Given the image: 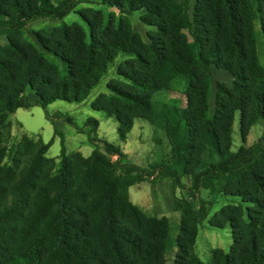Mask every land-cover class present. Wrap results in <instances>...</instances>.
Wrapping results in <instances>:
<instances>
[{"label":"trees","instance_id":"trees-1","mask_svg":"<svg viewBox=\"0 0 264 264\" xmlns=\"http://www.w3.org/2000/svg\"><path fill=\"white\" fill-rule=\"evenodd\" d=\"M105 1L119 9L126 5L146 8L144 20L159 30L157 36L151 35L153 42L146 45L125 26H103L87 19L89 39L77 23H64L47 35H38L41 50L23 36V28L38 17L63 18L76 0H64L55 7H46L38 0H0V36L7 38L6 43H0V264H168L166 224L144 216L131 201L129 187L146 178L158 181L164 177L177 186L181 184L177 169L165 163L144 168L123 161L127 154L107 140L106 153L94 148L88 157L67 153L63 138L58 158L47 156L53 138L35 141L25 135L11 144L10 115L16 109L34 105L46 108L56 99L82 101L119 51H132L137 56L117 70L132 84L109 82L113 95L99 94L92 108L116 117L122 140L133 127L134 117L152 110L150 92L179 74L189 82L199 79L200 69L206 76L213 63L238 80L232 89L220 85L213 113H209L206 91L187 107L165 112L163 125L174 163L191 174L195 195L202 187L213 189L216 179L236 178L244 172L252 176L256 188L264 186L255 169L264 166V132L256 142L235 152L225 153L223 146L230 138L235 111L240 114L242 133L255 117H264V65L255 54L247 65L242 63L247 49L239 37L235 1L210 0V27H200L195 51L181 31L189 25V0H180L177 16L166 3L153 0ZM220 37L223 42H219ZM160 38L163 41H158ZM44 50L64 64L63 71ZM235 60L239 67L233 66ZM244 71L257 86L251 101L244 97V84L239 81L247 78ZM190 84L194 86L192 81ZM55 116L73 122L62 112ZM85 125L91 127L88 135L95 141L99 120L89 117ZM205 144L221 157L198 169ZM108 154L117 156V161ZM176 201L182 205V233L173 264H202L192 247L211 201L199 197L198 207L186 198ZM259 230L258 237L249 235L244 240L238 256L221 255L214 264H264V213Z\"/></svg>","mask_w":264,"mask_h":264},{"label":"rangeland","instance_id":"rangeland-1","mask_svg":"<svg viewBox=\"0 0 264 264\" xmlns=\"http://www.w3.org/2000/svg\"><path fill=\"white\" fill-rule=\"evenodd\" d=\"M46 7H55L64 0H38ZM158 3H166L172 15H179L180 0H153ZM236 12L239 16V37L247 49L245 60L247 65L253 54L258 62L264 65V16L260 11L261 0H234ZM200 2V3H198ZM210 0H189L187 17L188 27L181 31L184 33L191 51H195L199 42L200 27L209 29L210 17L208 9ZM264 3V2H263ZM199 5V6H198ZM198 6V7H197ZM197 13V15L195 14ZM147 10L144 7L131 8L126 5L123 9L107 3L105 0H76L75 7L63 18L38 17L23 28V36L33 42L39 49L43 47L38 41V35H47L56 27L66 23H77L86 32L89 39L91 26L90 19L94 23L120 26L129 28L140 36L143 43L150 45L153 42L151 35L157 36L158 27L147 23ZM209 31V30H208ZM223 35V32L222 34ZM163 38L158 39L161 41ZM163 41V40H162ZM5 35L0 36V43H6ZM223 42V38H219ZM45 51V50H44ZM47 55L54 59L60 70H64V64L49 52ZM136 54L132 51H119L112 62L108 64L107 71L101 76L98 83L90 90L88 96L82 101H67L56 99L46 108L40 105L31 107H19L10 115L12 121L11 144H16L23 136H30L35 141L42 139L45 142L53 138L48 151V157L58 158L62 148V138L67 153L78 152L88 157L94 148L105 152L104 141L107 140L119 146L127 156L123 161L135 163L144 168H150L152 164L165 163L178 170L181 184L174 186L169 177L158 181L146 178L135 182L129 187V197L137 205L142 214L148 218L162 219L168 230V244L165 257L168 264H173L178 252L177 239L181 235L182 211L181 203L177 199L186 198L195 207L199 206V197L211 201L208 216L198 225L193 243V253L202 264H214L221 255L238 256L242 252L244 240L249 235L258 237L260 225L264 213V186L256 188L252 176L244 172L242 175L231 179H216L213 189L202 187L197 195L192 190V176L185 172L182 166L176 165L172 156V146L163 125V115L174 107L185 108L189 103L195 102L206 91V99L209 113L215 111L216 94L220 87L232 89L238 77L230 71L209 65V72L204 74L198 70L199 79L193 78V87L188 78L179 74L165 81L162 88L150 92L152 110L142 111L141 116L134 117L133 127L122 140L118 134V121L114 115L95 110L92 104L99 94L113 95L108 88L109 82L132 84L128 79L119 75V67H127L129 62L135 61ZM239 63V62H238ZM237 61L233 66L239 67ZM247 78L239 79L244 84V97L251 99L257 90L256 83L252 81L250 73L244 71ZM234 96L238 93L233 91ZM29 97H34L29 93ZM228 101V99L223 96ZM248 111L251 110L248 108ZM56 112H62L70 116L73 122L63 117L55 116ZM47 113L50 115L47 116ZM89 117L99 120V127L92 141L88 135L91 127L85 125ZM264 132V117H255L249 129L242 133L240 130L239 111L233 113L230 124V138L223 144L225 153L235 152L240 147H248L256 142ZM65 139V140H64ZM112 161H117V156L108 154ZM221 156L213 150L209 144L201 154V162L198 169ZM264 183V166L255 168ZM122 170L119 169L118 173Z\"/></svg>","mask_w":264,"mask_h":264},{"label":"crops","instance_id":"crops-1","mask_svg":"<svg viewBox=\"0 0 264 264\" xmlns=\"http://www.w3.org/2000/svg\"><path fill=\"white\" fill-rule=\"evenodd\" d=\"M65 140V139H64Z\"/></svg>","mask_w":264,"mask_h":264}]
</instances>
